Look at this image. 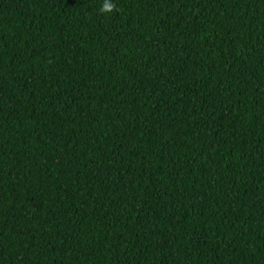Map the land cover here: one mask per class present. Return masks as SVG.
<instances>
[{"label":"trees","instance_id":"obj_1","mask_svg":"<svg viewBox=\"0 0 264 264\" xmlns=\"http://www.w3.org/2000/svg\"><path fill=\"white\" fill-rule=\"evenodd\" d=\"M0 264H264V0H0Z\"/></svg>","mask_w":264,"mask_h":264},{"label":"clouds","instance_id":"obj_2","mask_svg":"<svg viewBox=\"0 0 264 264\" xmlns=\"http://www.w3.org/2000/svg\"><path fill=\"white\" fill-rule=\"evenodd\" d=\"M102 10L103 11H113V10H115V5L112 4V3H105L103 5V9Z\"/></svg>","mask_w":264,"mask_h":264}]
</instances>
